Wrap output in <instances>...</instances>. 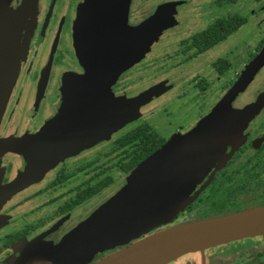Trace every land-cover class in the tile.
Returning a JSON list of instances; mask_svg holds the SVG:
<instances>
[{
  "label": "flooded vegetation",
  "instance_id": "flooded-vegetation-1",
  "mask_svg": "<svg viewBox=\"0 0 264 264\" xmlns=\"http://www.w3.org/2000/svg\"><path fill=\"white\" fill-rule=\"evenodd\" d=\"M171 1L180 3L168 12L170 22L162 25L143 57L133 59L111 82L105 80L109 68L103 72L93 62L124 61L109 56V44L114 47L115 42L110 41L114 13L108 12L96 26L103 30L107 49L96 48L93 32L84 59L83 0L37 1L20 72L0 118V133L10 144L1 161L0 264H92L122 248L107 249L106 241L66 260L52 259L48 253L117 192L123 177L165 147L184 117L178 114L182 105L174 103L184 96L193 106L211 75L231 71V46L214 49L249 25L247 17L228 8L237 0H129L121 19L135 27ZM195 4L198 12L193 13ZM239 19L237 29L213 43L227 31V22ZM239 41L246 42V35ZM263 46L264 37L253 51ZM211 50L216 54L208 55ZM197 62L203 63V73L193 68ZM232 107L230 120L213 129L206 145L218 152L219 161L204 169L203 176H198L199 168L184 170V213L220 214L264 201V66ZM169 215L158 212L154 218ZM263 238H247L254 243L240 249L238 257H230V252L209 254L208 248L167 264H264Z\"/></svg>",
  "mask_w": 264,
  "mask_h": 264
},
{
  "label": "water",
  "instance_id": "water-1",
  "mask_svg": "<svg viewBox=\"0 0 264 264\" xmlns=\"http://www.w3.org/2000/svg\"><path fill=\"white\" fill-rule=\"evenodd\" d=\"M37 1L0 0V118L20 72L26 47V31L33 19ZM113 3L114 0H83L80 9L82 21L80 31L84 43L81 49L84 59L93 32L94 45L98 43L96 48L107 49L101 37L103 30L96 26L103 23L102 17L108 15V12L109 15L114 13L115 31L110 41L115 42H112L114 47L109 44V56L117 57L116 59L121 57L124 61L93 62L94 65L99 66V70L102 66L103 72L106 66L109 68L105 70V80L109 82L115 78V74L127 68L133 59L139 55L141 57L148 51L159 31L164 28L162 25L170 22L168 12L180 2L160 4L154 14L130 28L126 21L121 19L123 10L127 12L129 0H120L117 5ZM92 17L98 19L94 21ZM113 66L115 70L112 72ZM263 66L264 46L208 114L185 134L175 137L172 145L167 143L155 155L140 163L113 196L48 252L50 258L60 257L66 260L68 256L78 251L87 250L90 245L99 246L109 241V232L127 221L154 192L164 186L169 188L166 190L167 196L161 206L162 210L158 212L170 213L179 206L183 209L187 201L184 197V178L187 175L184 174V170L191 172L199 168L198 176H203L206 173L204 169L218 160V152H211L212 148L206 146L207 141L212 138L213 129L221 122L230 120L228 111L233 108L232 105L237 97L255 81ZM203 142L204 146H202ZM9 150L8 138L2 137L0 133V180L3 172L1 161L8 156ZM153 219L148 221L149 226L158 224V221L152 222ZM263 234L264 206H261L155 231L92 264H167L188 253L203 252L208 248Z\"/></svg>",
  "mask_w": 264,
  "mask_h": 264
},
{
  "label": "rangeland",
  "instance_id": "rangeland-1",
  "mask_svg": "<svg viewBox=\"0 0 264 264\" xmlns=\"http://www.w3.org/2000/svg\"><path fill=\"white\" fill-rule=\"evenodd\" d=\"M228 6H229L228 8H230L231 11L240 13L245 18L247 17L248 23H249L248 27L244 29L245 32H243V34H242V31H240L238 34H234L228 37V39L224 42V44L220 46L221 48L219 47V48L214 49V50H219V49L221 50L223 47L231 46V52H232V57H231L232 66L230 69L231 71L227 72L226 74L220 75L219 77H216V78L212 77L211 75V78H210L211 82L209 83V86L205 88L204 91H201L197 95V98L195 99H198V101L193 106H191L190 100L189 102H185L184 96L180 100L174 103L176 106L179 104L182 105L178 114L184 117L180 118V119H183L182 121L179 120L180 123L182 122L181 123L182 126L177 125L176 127L173 128V133L170 134L171 137L168 139L169 145L173 144L175 137L185 134L202 117L208 114V112L216 105V103L224 96V94L230 88L229 80L232 79L231 77H234L233 79L235 82L240 76V74L245 70V68L250 63V61L257 54L255 53V51H253L254 47L256 43L261 38L264 37V0H260V1L237 0L236 4H228ZM196 7H199V6H197V4L191 6V9H190L191 12L193 13L195 11L198 12V8ZM182 23H184V21ZM247 28L249 29L247 30ZM244 34L246 35L247 41L240 42L239 40ZM214 50L209 51L208 55L210 56L215 55L216 51ZM144 54L145 53L142 54V57ZM194 65L196 67H193V68H195L196 72L199 71L203 73L205 71L201 69L203 63L197 62ZM205 66H208V64L206 63ZM195 70H191L190 73L195 72ZM195 92L196 90L193 89L191 90L190 94H193ZM143 96H145V94ZM143 96L141 97L142 99L148 97V96L146 97H143ZM176 106L174 107V109L176 108ZM147 109L148 108L144 109V112ZM176 128H179L178 132H175ZM217 161L219 160H216V162ZM215 163H213L212 167L214 166ZM126 179H128V176L123 177L124 183ZM168 188L169 187L166 188L164 186L163 188L159 189L157 192H154V194L147 201H145L144 204H142V207L138 208L134 212V214L128 218L127 221L121 223L117 227L116 231L111 234L112 237H110V240L107 241V244L105 247H107V249H109L110 247H115V246L123 247L127 245L128 243L134 242L145 235L152 234L155 231L165 229L171 226H176L179 224L180 225L190 224V223H194V222H198V221H202V220H206L210 218H215L221 215L231 214L235 212L252 209L255 207L264 206V201H260V202L252 203L250 205L238 207L237 209L224 211V212H221L220 214H201V213L193 214L190 212L184 213L179 206L176 210L170 212V215L168 216V218L164 217L160 220H156L158 217H156L155 219L154 216L158 213V211L162 210L161 206L164 203V201H166L164 199H166V195H167L166 190ZM152 218H154L152 222L155 223L158 221V224H155L154 226H149L148 221L151 220ZM144 229H147V230L144 231ZM262 240H263L262 244H264V238ZM253 243H254L253 240L246 238L238 242H233L232 244L229 243L228 245L224 247L219 246L216 249L211 248L209 250L210 251L209 254L213 252L216 256L217 255L223 256L225 252H230V255H231L230 257L234 258V256L238 257L239 255L238 252L240 249L247 248ZM220 250H224V252L221 253ZM216 253H219V254H216ZM212 264H214V262Z\"/></svg>",
  "mask_w": 264,
  "mask_h": 264
},
{
  "label": "trees",
  "instance_id": "trees-1",
  "mask_svg": "<svg viewBox=\"0 0 264 264\" xmlns=\"http://www.w3.org/2000/svg\"><path fill=\"white\" fill-rule=\"evenodd\" d=\"M240 23H241L240 19H239V20H236V21H229V22H227V24H229L227 31H226L225 33H221L220 38L217 39V40H214L213 43H215V42H217V41H220V40H222L223 38H225L226 35L230 34L232 31H234L235 29H237V27L240 25ZM206 48H207V47H206ZM204 49H205V48H204ZM143 160H144V159H143ZM143 160H140L139 163L142 162ZM137 162H138V159L133 160L132 163L130 164V166L135 165ZM139 163H138V164H139ZM138 164H137V165H138Z\"/></svg>",
  "mask_w": 264,
  "mask_h": 264
}]
</instances>
